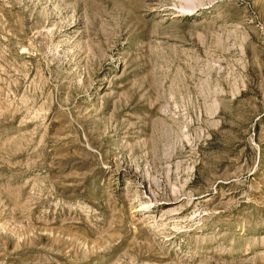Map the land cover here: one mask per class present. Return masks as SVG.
Here are the masks:
<instances>
[{"label": "rangeland", "instance_id": "obj_1", "mask_svg": "<svg viewBox=\"0 0 264 264\" xmlns=\"http://www.w3.org/2000/svg\"><path fill=\"white\" fill-rule=\"evenodd\" d=\"M0 264H264V0H0Z\"/></svg>", "mask_w": 264, "mask_h": 264}, {"label": "bare ground", "instance_id": "obj_2", "mask_svg": "<svg viewBox=\"0 0 264 264\" xmlns=\"http://www.w3.org/2000/svg\"><path fill=\"white\" fill-rule=\"evenodd\" d=\"M182 14V13H181ZM181 14H178V15H181Z\"/></svg>", "mask_w": 264, "mask_h": 264}]
</instances>
